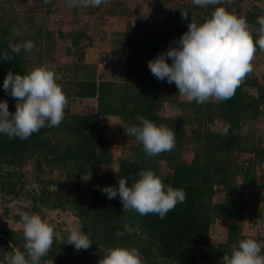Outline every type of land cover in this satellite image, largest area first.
Masks as SVG:
<instances>
[{"label": "trees", "instance_id": "1", "mask_svg": "<svg viewBox=\"0 0 264 264\" xmlns=\"http://www.w3.org/2000/svg\"><path fill=\"white\" fill-rule=\"evenodd\" d=\"M25 1L19 0L21 13ZM161 1L151 2L150 11H154L156 3L158 10H164L166 5L170 9L171 4ZM174 1L180 10L186 6L188 12L197 13L198 23L214 10L193 2ZM243 1L233 0L232 4L222 6L238 13ZM261 2L264 0H250L241 14L253 30L254 40L259 29L257 19L264 16ZM52 3L54 0L46 5L49 11L53 9ZM72 11L78 23L86 17L81 25L83 30L64 34L71 37L73 47L79 45L81 38L88 39L84 29L96 24V11L101 12L96 19L104 30L113 22L109 14H121L129 23L127 0H115L110 6L102 4L94 10L73 8ZM17 13L6 19L0 4V53L8 50L13 56L11 61L0 59V100L7 102L10 112H15L16 100L3 89L5 75L8 71L28 72L22 52L15 55L8 48L10 40L13 43L25 40L15 35L21 32ZM28 20L32 17L28 16ZM138 23L134 28L129 26L132 33H124L123 39L115 40L122 35L115 30L108 44L112 47L108 60L116 56L124 64L122 78L105 75L91 61L57 65L54 70L61 77L57 83L71 95L67 97L63 122L58 127L45 126L26 140L9 139L0 133V264H10L15 250L25 251L22 228L16 230L6 221L22 224L24 214H41L46 207L70 208L93 243L89 249L77 251L63 243L66 238L61 241L54 238L41 264L46 261L99 264V259L113 246L135 247L144 264H221L223 255L230 254L241 239H263L260 232L255 237L245 234L244 224L264 230L261 199L264 194V76L261 80L253 70L230 100L188 102L180 97L174 83L158 80L148 68V61L175 46L187 28L170 25L167 34L158 30L157 36H150L144 34L145 23ZM37 30L38 37H44L41 28ZM257 51L264 58V51L259 48ZM166 60L171 63L170 58ZM83 101L93 102L89 108L78 109ZM165 107L176 113L165 114ZM138 116L172 128L176 132V146L170 152L147 156L142 144L118 125L129 144L121 149L116 161L105 134L106 124L101 126L100 122L115 118L124 126L137 125ZM223 123L231 125L227 136L219 132ZM188 151L191 155L187 157L184 153ZM240 156L244 157L240 159ZM29 162L34 177L38 178L43 170L48 174L47 168L50 172L59 169V177L38 178L39 189L30 188L24 170ZM141 170L154 171L165 187L186 193L185 201L164 219L156 214L141 216L132 210L123 211L119 197L108 199L100 190L103 186L117 187L119 178H125L131 186ZM25 200L31 203L30 208L23 204ZM11 202L19 204L17 211L10 207ZM215 230L220 239L213 243Z\"/></svg>", "mask_w": 264, "mask_h": 264}, {"label": "clouds", "instance_id": "2", "mask_svg": "<svg viewBox=\"0 0 264 264\" xmlns=\"http://www.w3.org/2000/svg\"><path fill=\"white\" fill-rule=\"evenodd\" d=\"M50 2L51 0H44L45 4ZM67 2L71 8L85 9L97 8L108 0ZM192 2L201 8L213 7L214 10L201 23L190 20L187 30L175 42V46H170L166 53L149 60L148 68L158 80L174 83L178 93L188 102L205 104L213 99L217 102L230 100L246 77L253 72L252 62L257 48L264 51V16L257 19L259 29L254 40L253 30L247 19L222 6L232 4L233 0ZM181 15L183 19H187L189 13L181 11ZM110 20H113L112 16ZM15 35L21 34L16 32ZM8 48L11 53L19 55L21 51L31 53L35 44L32 41L20 44L10 40ZM166 57L170 58L171 63L167 62ZM0 59L11 61L13 56L5 50L0 53ZM59 79L61 77L53 67L44 65L37 66L26 74L8 71L3 89L16 100V106L15 112H10L7 102L0 100V133L9 139L18 137L26 140L45 126L58 127L63 122L68 105L67 96L57 83ZM137 119V125L113 123L121 125L129 137H135L147 156L154 157L175 148L176 132L172 128L158 126L143 116H138ZM230 127V124H221L220 134L227 136ZM242 157L244 156H240V159ZM138 175L139 178L131 186L125 178H119L117 187L103 186L100 190L106 193L108 199L119 197L123 211L132 210L141 216L156 214L161 219L185 201L184 190L165 187L154 171L141 170ZM21 221L25 251L15 250L10 256V264H41V259L50 252L54 238L59 241L54 227L39 214L26 213ZM82 228L81 224L73 226L63 243L73 246L77 251L89 249L93 242ZM261 248V243L254 238L241 239L230 254L223 255L221 264H264ZM99 264H144V259L135 247L113 246L99 259Z\"/></svg>", "mask_w": 264, "mask_h": 264}, {"label": "rangeland", "instance_id": "3", "mask_svg": "<svg viewBox=\"0 0 264 264\" xmlns=\"http://www.w3.org/2000/svg\"><path fill=\"white\" fill-rule=\"evenodd\" d=\"M114 1L115 0H108V2L104 5L110 6ZM153 1L154 0H127V5L130 12L128 15L129 19H127L129 23L126 22L125 18L122 17L121 14H116V16L114 15V13L109 14L110 16H112L113 22L111 23L110 28L107 27L105 28V30L97 24L96 18L99 17L101 12L96 11V14L94 15V17H96V22L94 23L96 24L92 26L87 25V27L84 29V32L88 35V39L81 38L77 47L71 46V37H64V34H66L67 36L68 32L74 34L77 30H83L81 25H83L86 17L84 16V18H82L79 23L76 22L74 19L75 17L71 13L73 12V8L68 6L67 0H54V3L51 4L53 6V9L51 11L46 9L47 4L44 3V0H31V4L30 0H26V5L23 7L24 11L22 13L20 11L21 6L19 5V0H0V4L2 6L3 16L6 19H9L11 16L20 11L19 13H17L19 15V21L21 23L19 26L21 30L20 36L23 37V39L25 38V40H21L15 43L22 44L24 41H32L35 44V48L31 53L21 51L23 57L25 58L26 69L28 72L33 68L42 65L55 68V66L57 65H64L66 63L79 64L91 61L92 65L95 66L97 70H103L105 75L109 73V75L117 77V79L119 80L120 78H122V74L124 73V64L122 63V61L119 62L116 56H114V60L110 61L107 58V56L109 57L112 52V47L108 46V44L115 30L122 32V35H120L119 38L115 37V40H117L123 39V34L126 32H128V34H131V28H134L136 25H138V22L145 23L144 30L146 33L144 34H150V36H157L158 30H161V32H165L167 34L169 32L168 30L170 25H177L178 27L183 26L187 28L190 20L196 23L199 22L197 13L195 14L193 12H188V10H185L186 6H182L181 8L184 9L180 10L176 5H174L175 1L172 3V0L161 1L167 4H171L170 9H168L169 7L168 5H166L164 10H158V3H156V5L154 4V11L151 12L149 4H151V2ZM249 1H243L240 4L238 13H235L234 11L233 14L237 16H241V14L243 15L244 11L248 8ZM182 2L191 4L192 0H182ZM27 8H32L33 11H30L28 13V11H26ZM89 9L94 10L95 8L90 7ZM181 11H187L189 13L187 19L182 18ZM109 15H107V17ZM28 16L32 17L31 21L28 20ZM38 27L41 28V34L44 37H38ZM124 29L126 30L124 31ZM62 33L63 35L61 36ZM45 34L50 35V37L46 38ZM252 63L255 74H257L262 80V77L264 76V58L260 51L256 52L255 59ZM109 68H111L113 71H110ZM65 91L68 92L67 90ZM66 92H64L66 96L68 98L71 97V95L68 96ZM180 97L184 99V97H182L181 95ZM92 102L83 101L79 105L78 103H76V105H78V109H82L83 107L89 108L90 105H92ZM173 110L167 109L165 107L163 112L167 114L168 112L171 113ZM173 112L176 113V111ZM113 122L118 121L115 118L106 119L105 134L111 144V153L113 154L114 159L117 161V157L120 156L121 149L124 146H127L129 144V141L124 136V134H122L118 130L119 124H114ZM100 123V125H103L104 122ZM184 155L188 157L191 155V152H185ZM116 163L117 162H115V164ZM113 168L115 169V167ZM24 170L29 187H35L36 189H39L40 186L37 183L38 178H40L41 180H49L50 178L57 179L60 173V170L57 168L52 170L51 172L49 168H47V170L49 171L48 174L45 172L46 170H43L42 172H40V175H38V178L37 176L34 177L35 175H33L32 173L31 162L28 163V166L25 167ZM245 196L246 198H250L247 194H245ZM261 199L264 202V194L262 195ZM22 202L23 201H21V204ZM23 204L27 205L29 208L31 207V203L27 200H25ZM18 205L19 204L16 202L10 203V207L15 209L16 211L18 210ZM1 210L2 209H0V211ZM39 215L42 217V219H44L54 227L55 236H57L58 240H62L63 238H66L67 240L71 228L78 224L77 219L70 208L51 209L46 207L42 209L41 214ZM6 222L9 225L13 224V227L16 230L22 228V224L13 223V221L11 220H7ZM257 229L249 227V225L246 223L244 224L245 234L251 237H255L260 232L259 234L263 237V239L258 242H260L263 246L264 230H260L259 226H257ZM214 236L215 237L212 239L213 243L216 240L220 239L218 230H215ZM45 264L53 263L48 261Z\"/></svg>", "mask_w": 264, "mask_h": 264}, {"label": "crops", "instance_id": "4", "mask_svg": "<svg viewBox=\"0 0 264 264\" xmlns=\"http://www.w3.org/2000/svg\"><path fill=\"white\" fill-rule=\"evenodd\" d=\"M257 229V227H255Z\"/></svg>", "mask_w": 264, "mask_h": 264}]
</instances>
